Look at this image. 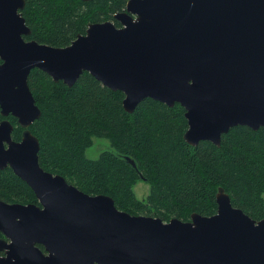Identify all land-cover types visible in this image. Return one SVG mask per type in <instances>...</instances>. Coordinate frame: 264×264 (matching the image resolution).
Segmentation results:
<instances>
[{"label": "water", "instance_id": "obj_1", "mask_svg": "<svg viewBox=\"0 0 264 264\" xmlns=\"http://www.w3.org/2000/svg\"><path fill=\"white\" fill-rule=\"evenodd\" d=\"M25 0H0V169L9 167L36 203L0 199V264H264V218L233 206L223 188L216 212L190 220L130 214L39 164L28 127L41 111L33 68L71 86L83 72L124 94L184 108L190 145L230 127H264V0H127L111 20L90 23L69 45L30 34ZM13 116L23 128L11 136ZM44 247V251L40 246Z\"/></svg>", "mask_w": 264, "mask_h": 264}, {"label": "trees", "instance_id": "obj_2", "mask_svg": "<svg viewBox=\"0 0 264 264\" xmlns=\"http://www.w3.org/2000/svg\"><path fill=\"white\" fill-rule=\"evenodd\" d=\"M126 2L25 0L21 14L30 34L23 38L65 47L90 23L113 20ZM27 83L41 111L28 129L39 141L38 161L45 171L88 194L112 197L118 209L130 214L164 221H188L193 212L209 216L216 212L221 187L233 206L253 219L264 218V127L236 125L221 135L219 145L207 140L190 145L183 138L187 121L178 103L170 107L144 98L127 112L124 94L88 72L68 86L33 68ZM6 118L14 126L12 138L19 140L23 128L13 116ZM94 137L107 139L112 150L88 158L85 151ZM139 180L149 185L141 200L133 191ZM0 199L38 204L9 167L0 169Z\"/></svg>", "mask_w": 264, "mask_h": 264}, {"label": "rangeland", "instance_id": "obj_3", "mask_svg": "<svg viewBox=\"0 0 264 264\" xmlns=\"http://www.w3.org/2000/svg\"><path fill=\"white\" fill-rule=\"evenodd\" d=\"M107 150H112L109 141L105 138L94 137L92 145L86 149L85 154L88 158L95 159L102 151ZM133 191L138 199H144L149 192V185L146 182L139 180L133 186Z\"/></svg>", "mask_w": 264, "mask_h": 264}, {"label": "flooded vegetation", "instance_id": "obj_4", "mask_svg": "<svg viewBox=\"0 0 264 264\" xmlns=\"http://www.w3.org/2000/svg\"><path fill=\"white\" fill-rule=\"evenodd\" d=\"M123 10H125V9H123ZM123 10H122V11H123ZM112 17H113V16H112ZM111 21H113V22L115 21L116 23H118L114 18H113V20H111ZM115 22H114V23H115ZM118 25H119V23H118ZM5 202H6V201H5ZM7 203H10V202H7ZM0 235H2L1 232H0ZM2 236H3V235H2ZM0 237H1V236H0Z\"/></svg>", "mask_w": 264, "mask_h": 264}]
</instances>
